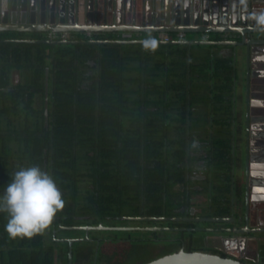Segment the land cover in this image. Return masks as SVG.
<instances>
[{
	"label": "trees",
	"instance_id": "obj_1",
	"mask_svg": "<svg viewBox=\"0 0 264 264\" xmlns=\"http://www.w3.org/2000/svg\"><path fill=\"white\" fill-rule=\"evenodd\" d=\"M48 35L0 32V39ZM170 35L175 38L177 33ZM111 36L122 40L120 33ZM194 48L182 43L0 42V190L18 167L36 164L52 175L64 201L51 223L32 236H11L5 230L7 216L0 213V264H67L68 244L56 239L60 232L79 230L54 234L61 226L210 224L176 220L189 215L187 187L201 161L207 162L214 179L213 206L204 213L235 217L234 209L243 203L232 200L236 124L231 120L233 106L223 97L233 87L234 66L219 60L215 67L216 73L223 72L215 105L224 117L216 114L212 123H197L189 106L194 97L189 87ZM199 127L206 133L196 134ZM209 134L210 155L202 159L191 154L188 142ZM235 218L243 224L242 213ZM96 232L89 231L91 241L73 244L72 264H147L181 248L227 257L203 246L206 232L180 231L173 239L159 233L176 231L101 239ZM161 244L168 246L167 252L158 251Z\"/></svg>",
	"mask_w": 264,
	"mask_h": 264
},
{
	"label": "water",
	"instance_id": "obj_2",
	"mask_svg": "<svg viewBox=\"0 0 264 264\" xmlns=\"http://www.w3.org/2000/svg\"><path fill=\"white\" fill-rule=\"evenodd\" d=\"M261 0H0V32L48 33V38L1 40L0 42L44 43V44H110V43H160L197 45H230L236 57L240 48L245 49L247 61V95L245 112V177L244 206L245 215L241 228L229 230H211L199 227L187 228H144L152 231H188V232H229L245 236L264 232L263 228L252 226L251 210L255 193H264V106L254 108L256 94L251 87L254 64L253 56L260 52L258 66L264 68V24L256 21V16L264 12L257 4ZM134 34H232L240 35L236 40L209 39V41H148V40H78L57 39L51 35L70 33H122ZM263 47V48H262ZM262 91L257 97L264 103V80L260 81ZM45 119L48 120V71L46 73ZM234 124L236 122L234 121ZM233 155L235 153L233 151ZM233 175L235 176V167ZM235 184V178H233ZM257 183V184H256ZM258 185V186H255ZM264 212V210L262 211ZM155 220L154 218H127V220ZM162 220V219H161ZM230 219H196L200 222H235ZM84 231V238L60 239L67 242V264H72V246L74 243L91 241L89 231L103 229L137 230L136 228L111 227H59L61 229ZM248 238V237H247ZM247 238L242 240L247 242ZM245 247V246H243ZM147 264H246L239 259L222 257L201 251L188 252L181 248L155 259Z\"/></svg>",
	"mask_w": 264,
	"mask_h": 264
},
{
	"label": "crops",
	"instance_id": "obj_3",
	"mask_svg": "<svg viewBox=\"0 0 264 264\" xmlns=\"http://www.w3.org/2000/svg\"><path fill=\"white\" fill-rule=\"evenodd\" d=\"M260 8H264V0H261L257 4ZM65 34V33H64ZM206 34V33H205ZM204 33L201 36H197L195 38H189V35L185 36L184 38H181L178 34L175 38H173L170 34H134L132 33V37L129 39H122L120 33V38L122 40L126 41H135V40H148V41H158V40H164L167 37H170L171 41H196V40H204L209 41V39H222V40H236L240 39V35H232V34H218L214 35L211 34L209 36H206ZM112 33H95V34H87V33H70L65 34L64 39H77V37L82 38H90V39H98V40H113L111 39ZM118 36V35H117ZM62 39V35L59 36ZM95 37V38H94ZM152 44H158V43H152ZM208 46H212L208 47ZM263 48V47H262ZM232 47L230 45H222V44H216V45H197L195 46L194 50L192 51V57H194V60H190V64H192V68L190 70L189 79H190V88L193 92L194 97L189 101L190 111L193 112V120L194 121H203L199 119V117H203L205 122L212 123L214 120L213 117H216V114H220V117H224L223 111L219 108L218 104L215 105V102L217 101V96L221 93V91L218 89L217 86L221 85L220 79L223 76V72L216 73V63L219 60H222V62L228 61L234 66V76H233V87L229 94L223 95L225 96L226 100L228 102H231L234 110V114L231 118L232 122L234 121L237 123L238 127V133L243 138L244 135V129H245V112H246V95H247V61H246V55H245V49L242 47L240 48V53L235 57L234 52H232ZM259 54H262L260 52H256L253 56L254 64L251 65V69L253 72V76L251 77L252 85L251 87L254 90V93L256 96L251 101L254 102V108H262L264 106L263 99L260 97H257L258 94L261 93V87L263 86L260 81L264 80V68L263 67H257L259 60L258 56ZM192 61V63H191ZM222 81V80H221ZM191 92V93H192ZM224 92V91H223ZM222 92V93H223ZM192 95V94H191ZM218 108V111L213 110V107ZM204 109L205 111L199 110ZM236 114V115H235ZM236 127V128H237ZM199 138V137H198ZM211 141H212V137ZM202 139H195L194 141H189V150H191V154H194V156H197L199 158H207L210 151H206L208 143L211 144L210 141ZM204 143V144H203ZM192 144V145H191ZM194 146V147H193ZM209 150V149H208ZM212 150V149H210ZM234 158V165L236 175L233 177L235 178V184L239 185L241 190V202L242 206L239 205L237 211L239 213H243V205H244V177H245V149L244 146H240L239 148L236 147V153ZM237 161V162H236ZM237 163V164H236ZM197 165L200 164V162L196 163ZM207 169V168H206ZM205 169V170H206ZM237 169H239L237 171ZM198 170V168H197ZM234 171V168H233ZM199 174V172H197ZM208 174L206 170V177ZM233 184V185H235ZM257 184V183H256ZM258 186V185H255ZM254 195H258V193H255ZM253 209L251 210V216H252V225L254 226H264V202L263 199L256 198L254 200ZM263 217V219H262ZM243 226V224H242ZM259 226V227H260ZM256 247V246H251Z\"/></svg>",
	"mask_w": 264,
	"mask_h": 264
},
{
	"label": "clouds",
	"instance_id": "obj_4",
	"mask_svg": "<svg viewBox=\"0 0 264 264\" xmlns=\"http://www.w3.org/2000/svg\"><path fill=\"white\" fill-rule=\"evenodd\" d=\"M256 21L264 24V12ZM63 203L57 182L36 164L18 167L0 190V213L6 214L5 230L13 237L44 230Z\"/></svg>",
	"mask_w": 264,
	"mask_h": 264
},
{
	"label": "flooded vegetation",
	"instance_id": "obj_5",
	"mask_svg": "<svg viewBox=\"0 0 264 264\" xmlns=\"http://www.w3.org/2000/svg\"><path fill=\"white\" fill-rule=\"evenodd\" d=\"M236 115V114H235ZM237 123L234 129V132L236 134H233V151L236 153V147L239 148L240 146H244L245 149V142L242 141V137L238 133V127ZM244 140V138H243ZM204 144V143H203ZM209 145V143H208ZM212 144L209 145V151L212 149ZM196 168H198L197 171H194L190 175L191 183L187 187V200L192 204V206L189 207L188 216L184 217H178L176 220L186 221V222H200V221H194L196 219H210V218H217L221 219L219 217H213L208 216L206 213H204L205 208L202 207V205L206 202V197L204 195H212V187H213V175L211 172V175H207L206 177V168L207 165L204 161H201L200 164L195 165ZM206 169V170H205ZM199 172V174L197 173ZM206 185L209 186V191L207 192ZM233 199L241 200V190L242 188L239 185H233ZM244 189V188H243ZM244 193V192H243ZM263 199L264 202V193L259 192L258 195H255L254 199L256 198ZM210 205L213 206V202L211 200ZM204 206V205H203ZM237 207L234 209V215L236 217L237 213ZM184 212V209H181ZM186 211V210H185ZM245 211V209H244ZM242 213V212H241ZM244 213V212H243ZM242 213V214H243ZM127 218H137V217H126ZM229 218H222V219H230ZM155 219V218H154ZM263 219V217H262ZM156 220V219H155ZM264 220V219H263ZM206 222V221H205ZM210 223L207 225L202 226H196V227H203L213 230H229V229H235L237 227L241 228L242 225L237 224V218L235 222H206ZM215 223V224H214ZM222 223V224H220ZM227 223H231L232 225L227 226ZM244 226V225H243ZM254 226V225H252ZM260 226V225H259ZM254 226L255 228H263L262 226ZM148 228H151L149 225ZM158 227H164V226H158ZM195 227V226H194ZM187 228V227H186ZM191 228V227H190ZM207 236H205V240L210 245V247L217 249L218 251L225 253L227 257L235 258L241 260L243 263L246 264H264V232L256 233V234H250V235H243V234H235V233H229V232H207ZM248 237V238H247ZM79 238V237H77ZM82 238V237H80ZM247 238V242H243L242 240ZM256 247H251V246ZM245 246V247H243Z\"/></svg>",
	"mask_w": 264,
	"mask_h": 264
},
{
	"label": "rangeland",
	"instance_id": "obj_6",
	"mask_svg": "<svg viewBox=\"0 0 264 264\" xmlns=\"http://www.w3.org/2000/svg\"><path fill=\"white\" fill-rule=\"evenodd\" d=\"M202 34H190L189 35V38H195V37H197V36H201ZM38 101H40V99L38 100ZM199 110H202V111H205L203 108L201 109H199ZM199 119H201V120H204L203 119V117H199ZM198 123V122H197ZM200 126V125H199ZM201 127V126H200ZM199 127V128H200ZM204 134V133H206L205 131H203V127L202 128H200L198 131H197V133L196 134ZM196 138H198V137H196ZM200 139H202V140H204L203 142H205L206 140H208V141H210L211 140V138H210V134H209V136L208 137H205V136H200L199 137ZM198 138V139H199ZM204 148H206V151H208V149H209V145H207V147H204ZM209 155H210V152H209ZM237 162V161H236ZM207 163V162H206ZM237 164V163H236ZM239 169H237V171H238ZM237 173V172H236ZM236 173H235V175H236ZM205 197H206V202L202 205V207H204L205 209H211L212 208V206L210 205V202H211V200H212V198H211V194L210 195H207V193H206V195H204ZM243 209H245V206L243 207ZM243 215H245V211H244V213H243ZM126 217H121L120 219H125ZM207 222V221H206ZM209 222V221H208ZM100 226H102V227H111V228H113V227H115V228H136L138 231H135V230H127V231H123V230H121V231H117V232H115V231H105V230H103V229H100L99 228V230H97V232L95 233V235H98V237H100V239L102 238V236H104V237H108V236H112V237H120V238H122V237H124V236H132V237H142L143 235H145V236H152V234H151V232H149V231H152V230H144V228H148L147 226H144V227H135V226H129V225H119V224H112L111 222H105V223H98L96 226H94V227H100ZM151 228H157L158 226H150ZM169 228V227H168ZM170 228H177V227H170ZM182 228V227H181ZM199 228H203V227H199ZM205 229H208V228H205ZM179 232L180 231H176V232H161V233H159V234H161V235H163V237H172L171 239H173L174 237H177V236H179ZM82 233H80L79 231H76V232H60V237L58 236V238L56 239V240H60V239H73V238H77V235L78 236H81L82 238H84L85 237V235H81ZM93 234V233H92ZM205 236H207L206 234L204 235V237ZM90 239V238H89ZM203 246H205V247H210V246H212V245H210L207 241H204L203 242ZM157 248H158V251H160V252H162V253H165V252H167V250H168V246L167 245H163V244H161V245H159V246H157Z\"/></svg>",
	"mask_w": 264,
	"mask_h": 264
},
{
	"label": "built area",
	"instance_id": "obj_7",
	"mask_svg": "<svg viewBox=\"0 0 264 264\" xmlns=\"http://www.w3.org/2000/svg\"><path fill=\"white\" fill-rule=\"evenodd\" d=\"M61 35H62V39H64L65 38V34H61ZM178 35L181 38H184L185 37V33H179ZM205 35L206 36H209V34H205ZM51 36H52V38H57L58 37V35H56V34H53ZM121 37H122V39H129V38L132 37V33L131 32H123L122 35H121ZM165 40L166 41H171L170 37H167Z\"/></svg>",
	"mask_w": 264,
	"mask_h": 264
}]
</instances>
